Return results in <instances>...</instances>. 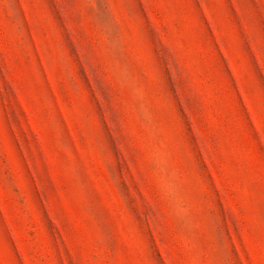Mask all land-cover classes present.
<instances>
[{
  "label": "rangeland",
  "instance_id": "obj_1",
  "mask_svg": "<svg viewBox=\"0 0 264 264\" xmlns=\"http://www.w3.org/2000/svg\"><path fill=\"white\" fill-rule=\"evenodd\" d=\"M0 264H264V0H0Z\"/></svg>",
  "mask_w": 264,
  "mask_h": 264
}]
</instances>
